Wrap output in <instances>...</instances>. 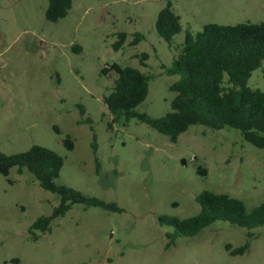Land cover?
I'll list each match as a JSON object with an SVG mask.
<instances>
[{
	"label": "rangeland",
	"instance_id": "374dc122",
	"mask_svg": "<svg viewBox=\"0 0 264 264\" xmlns=\"http://www.w3.org/2000/svg\"><path fill=\"white\" fill-rule=\"evenodd\" d=\"M167 1L181 24L171 45L155 30ZM47 4L0 0V152L50 149L64 160L57 184L115 202L122 212L75 204L34 236L33 222L51 215L60 198L13 168L8 177L0 174V264H264V226L246 230L217 221L167 246L173 229L159 220L195 216L202 192L229 195L251 212L264 203V149L233 128L192 125L172 143L136 119L109 127L102 98L117 75L101 73L112 63L144 73L148 95L136 111L164 117L178 80L166 69L181 52L186 30L264 22V0H72L56 23L45 19ZM136 34L142 37L134 44ZM248 87L264 92V63ZM87 118L91 125L82 123ZM67 137L72 150L65 148ZM246 241L241 255L225 249Z\"/></svg>",
	"mask_w": 264,
	"mask_h": 264
},
{
	"label": "trees",
	"instance_id": "16d2710c",
	"mask_svg": "<svg viewBox=\"0 0 264 264\" xmlns=\"http://www.w3.org/2000/svg\"><path fill=\"white\" fill-rule=\"evenodd\" d=\"M71 8L72 0H48L45 19L56 23L64 19ZM155 30L168 45H171L173 37L181 31L180 16L174 13L170 1L159 11ZM118 36L119 41L113 45L115 51L120 48L125 37L122 33ZM141 37L136 34L133 43L136 44ZM142 57L145 59L147 56ZM263 63L264 22L207 24L196 33L187 29L181 52L166 69L168 75H177L178 80L170 86V90L176 95L170 103V111L164 117L151 118L136 111L148 95V76L138 69L122 67L116 63L102 69L103 75L109 71L117 75L112 90L102 98L111 116L108 126L124 125L136 119L166 136L172 143L192 125L213 130L233 128L241 132L245 141L264 149V92L248 87L253 71ZM225 77L227 82L224 81ZM79 107L80 114L83 115L84 107ZM82 123L91 125L92 122L87 118ZM64 145L67 150L73 149V142L68 137ZM92 149L98 171L95 137ZM63 163V158L57 153L38 145L21 153L0 152L1 175L8 177L13 168H16L18 174L28 171L40 188L60 198L59 205L53 208L51 215L41 216L33 222L30 232L34 236L35 231H49L52 220L64 216L75 204L108 212H122L115 202L89 197L72 187L57 184ZM195 200L199 205V212L193 217L182 221L167 216L160 217V224L173 229L166 233L167 246L173 245L178 238L194 236L217 221L228 222L246 230L264 226V203L248 212L241 200L226 194L202 192ZM248 248V241L233 250H230V245L225 246L231 255H241Z\"/></svg>",
	"mask_w": 264,
	"mask_h": 264
}]
</instances>
